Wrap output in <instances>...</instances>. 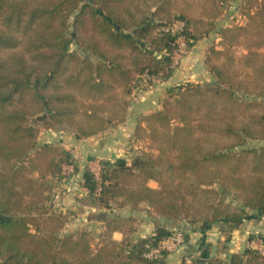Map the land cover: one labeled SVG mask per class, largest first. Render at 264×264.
Listing matches in <instances>:
<instances>
[{"label":"trees","instance_id":"16d2710c","mask_svg":"<svg viewBox=\"0 0 264 264\" xmlns=\"http://www.w3.org/2000/svg\"><path fill=\"white\" fill-rule=\"evenodd\" d=\"M230 3L0 0V264H165L168 253L145 251L174 229L159 224L136 239L132 213L110 215L96 235L89 225L59 235L76 211L45 203L56 196L51 177L75 158L41 143V127L66 123L82 138L122 124L144 76H170L180 40L192 47ZM238 10L245 20L221 27V46L207 51L214 78L170 86L162 107L138 119L135 136L148 147L130 160L100 158L98 176L83 168L93 203L134 210L146 201L167 221L217 223L219 251L250 210L264 212V0H242ZM200 249L208 256L210 243ZM206 258L264 264V250Z\"/></svg>","mask_w":264,"mask_h":264},{"label":"crops","instance_id":"0c3cea01","mask_svg":"<svg viewBox=\"0 0 264 264\" xmlns=\"http://www.w3.org/2000/svg\"><path fill=\"white\" fill-rule=\"evenodd\" d=\"M241 2L242 0H231L230 6L228 5L229 7L227 8V10L217 18L216 29L210 31L208 34H205L204 36L199 38L193 44L191 49L188 50L189 52L185 55V58L182 59L181 64L175 67L172 74L168 77H165L159 83H156L157 84L156 87L148 90L147 94L143 96L144 98H148V100L146 99L147 101L145 102V105L148 107L147 109H145L146 111H152L154 109L158 110L162 107L163 105L162 100L161 102L160 101L158 102V98L156 99L151 97L152 92H155V90L157 89H162L161 92H163V95L165 96L166 91L170 86L180 83L183 80L206 82V81H211L214 78L212 72L209 70L205 61L207 51L209 47L213 44H216L218 47L221 46L220 45L221 34L219 33V29L221 27L230 25L235 17L237 18V20H242V21L245 20V17H242L238 10V7L241 4ZM138 88L139 87L135 89L133 97H135ZM135 99H137V97ZM131 106H132V102L129 107L127 119L129 117ZM127 119L122 124L126 123ZM122 124H120L119 126L111 127L104 132L88 137L78 138L76 137L75 133H71L72 136L71 137L69 136V139L64 138L63 140H61L60 143L64 145L66 148L70 149L74 155L75 164H72L74 169L70 171L67 168V166H65L63 171V176L52 177L51 180L55 182L54 185L55 184L58 185V187L56 186L55 188H58L59 191L58 193H56L55 196L56 198L54 200L60 197L61 201L58 202L60 203V209L67 210L66 209L67 205L70 202L72 203L74 202V204L77 203L80 205L79 207L80 209L79 211H76V214H82V212H84L86 210L85 208L87 207L92 208V210L97 211V213H95L96 216L93 214L90 215L89 217H92V221L96 220L97 223L100 224L99 227L101 228L104 220L107 217H109L112 214H121L119 212L120 209L121 210L125 209V213L122 215L130 214V213L135 214L139 218V228L135 233V237L137 239L140 237L150 235L153 232L155 226L157 225V224H153L152 222H148L149 221L148 213L150 212L148 202L144 201L141 203V206H146L144 207V211L141 214L138 213L140 208L134 210L131 209L129 206H126L125 208H108L105 206H101L99 204H95L91 201H88L89 200L88 192L86 187L83 185V181H84L83 167L86 165L87 161L83 163L82 160L80 159L84 155L86 159H89L90 161H98L100 158H110L114 160L117 157L125 156L122 154L121 155L112 154L110 148L109 150H107L109 140L107 141L102 139L107 136L106 135L107 132H110L113 135V132H116V129L120 128ZM123 135L124 133L122 134L120 133L119 135L118 134L113 135L116 136L114 142L115 143L120 142ZM51 141H44V142H51ZM93 151L97 153V156L91 154V152ZM77 158H79V161ZM127 159L130 160L131 158L130 159L127 158ZM70 165L71 164H69L68 166ZM78 167L79 170H77ZM149 183L152 186H157V182L155 180H150ZM60 187L63 189L62 191L60 190ZM55 204L56 203H53V205ZM86 212L87 213H84L83 216L80 218L81 226L89 224V223H85L88 221L87 219H85L86 215L88 214L87 210ZM175 222L167 221L165 223L162 219L160 225L161 224L167 225L171 229H178V228L182 229L186 235L185 236L186 239L184 243L178 248L177 251L167 255L166 259L164 260L165 264L179 263L182 260V257L186 253L194 249H198L199 248L198 246L202 245V243L205 246V248L207 247V244L210 243L211 246L210 251H213V249L216 250L219 240L225 238V236L221 234V231L217 223H213L210 226L205 227L202 223L191 224L185 221L184 223L181 224L182 222L181 220ZM259 225L260 223H256L250 219L249 220L246 219L240 228L235 229L233 231L232 239L229 242V244H233V246H230L229 250L232 251L233 249H235L236 251H239L238 248H240V246L242 247L243 244L248 243L246 242V238L251 232L261 230L262 235L264 236V228H261ZM114 236L120 239L122 233L120 231H115Z\"/></svg>","mask_w":264,"mask_h":264},{"label":"rangeland","instance_id":"374dc122","mask_svg":"<svg viewBox=\"0 0 264 264\" xmlns=\"http://www.w3.org/2000/svg\"><path fill=\"white\" fill-rule=\"evenodd\" d=\"M182 39L180 40V43L182 45L180 44L181 47L177 51V54L175 55L176 56L175 63H177V66H179L181 64L182 59L185 58V55L189 52L188 50L191 49V47L190 48L187 47L186 43L184 41H182ZM164 78H165V76H163V75H158L156 77L144 76L142 82L139 85V88L137 89L135 97H133V99H132V106L130 108L129 117L127 119V122L122 124L120 126V128L116 129V132H113V135H117V134L119 135L120 133L121 134L124 133L121 141L115 143L114 139L116 136H113L110 132H107V134H106L107 136L102 138V139L107 140V141L109 140L107 150H109V148H110L112 154H114V155H119V154L121 155L122 154V155H125V157L130 159V158H132V156L135 153H137V152L141 151L142 149L148 147V145H147V143L149 141L148 139L137 138L135 136L136 125L138 123V119L140 118V116L142 114L152 112L155 110V109L152 111H146L145 110L148 108L145 105V102L148 100V98H144L143 96L147 94L148 90L156 87L157 86L156 83H159ZM183 81H187V80H183ZM183 81H181V82H183ZM203 82H205V81H203ZM161 91H162V89L155 90V92H152L151 97L156 98V99L158 98V102L159 101L161 102V100H162V102L164 103L165 99L167 98V91H166L165 96L163 95V92H161ZM153 93H154V95H153ZM136 97H137V99H135ZM144 111H146V112H144ZM116 126H119V125H116ZM125 132H127V133H125ZM71 133H75L74 127L67 125L66 123H56V124L52 125V127H41V134L39 137V141L42 143L44 141H51L52 140L51 143L61 144L60 141L63 140L64 138L69 139V136L70 137L72 136ZM103 134H105V133H103ZM250 144L251 145H259L260 141L259 140H251ZM74 148H76V147H74ZM91 154L97 156V153L95 151L91 152ZM83 157L80 160H82L83 163L85 161H87L86 164L92 169V167L95 165L96 161H90L89 159H86L85 155ZM79 158H80V156H79ZM79 158H77L78 161H79ZM51 182L53 184L55 183V182H53V180H51ZM56 186L58 187L57 184H55V187ZM60 190L62 191L63 189L60 187ZM58 191H59V189L55 188V193H58ZM55 198L56 197H53V199H52L53 201H50L49 203H45V204L46 205L51 204L54 208H56L57 210H60V203H58L59 201H61L60 197H58L56 200H54ZM88 201L92 202V199L90 198ZM53 203H56V204L53 205ZM79 207H80L79 204H77V203L74 204V202L73 203L70 202L67 205L66 209H67V211H69V210L79 211V209H80ZM144 207H146V206H141L138 213H140V214L143 213ZM85 209L88 211V214L85 217V219H87L88 221L85 223H89L87 225L90 226V228L93 230L94 234L96 235L101 230V227H99L100 224L97 223L96 220L92 221V217H89V216L93 215V214L96 216L95 213H97V211H94V210H92V208H88V207ZM86 210L84 212H82V214L71 213L69 216L67 225H65V227L60 230L59 235L63 236V235L68 234L70 232H74L78 227H80L81 226V219L80 218L83 216L84 213H87ZM119 212L121 214H124L125 209H122V210L120 209ZM256 214H257V212H255L254 210H250V212H249L250 217H247V219L248 220L250 219L256 223H260L259 226L261 228H264V212H261V215H259V216H256ZM148 215H149V221L148 222H152L153 224L159 225L161 223L162 219L165 223L167 222L166 220H164L163 217L157 215V213L153 212L152 210H150ZM181 221H182L181 224L185 222L184 220H181ZM178 229H174L173 233ZM224 239H221V240H224ZM252 239H257L261 242V246H260L261 248L260 249L250 245V242ZM184 241H185V233H184ZM246 242H248V243L243 244L242 247L240 246V248H238L239 249L238 252H242V251H244V249H246L248 247H254V248H257L261 251L264 250V236L262 235L261 230L251 232L247 236ZM226 246H224L223 250L219 251L218 250L219 244H217L216 250L213 249V251L209 252L208 256H204L203 251L200 249V245H199L198 249H194V250L186 253L182 257V260L190 259V261H192L195 257L198 258V257H211V256H220L223 259L227 260L229 257V252H235L236 250L235 249H233L232 251L229 250V247L233 246V244L228 243V245H226ZM220 247H221V245H220ZM178 248L176 250L166 252V253H168V255H169L172 252L177 251ZM190 261H188V262H190Z\"/></svg>","mask_w":264,"mask_h":264},{"label":"built area","instance_id":"2783aa9c","mask_svg":"<svg viewBox=\"0 0 264 264\" xmlns=\"http://www.w3.org/2000/svg\"><path fill=\"white\" fill-rule=\"evenodd\" d=\"M181 45H180V47H181ZM178 50H176L175 55L177 54ZM66 166L70 171H72L74 169L72 164L70 166H68V165H66ZM92 170L97 174V176L99 175V171H100L99 160L96 161L95 165L92 167ZM183 243H184V231L182 229H178L172 235H170L168 238L161 240L158 244L149 245L147 250L145 251V256L148 258L159 257L166 252L176 250ZM250 245L257 247L259 249L261 248L260 247L261 242L257 239H252L250 242ZM187 260L190 261V259H187Z\"/></svg>","mask_w":264,"mask_h":264},{"label":"water","instance_id":"95a60500","mask_svg":"<svg viewBox=\"0 0 264 264\" xmlns=\"http://www.w3.org/2000/svg\"><path fill=\"white\" fill-rule=\"evenodd\" d=\"M206 260H207L206 257H198V258H197V261H198L200 264H203Z\"/></svg>","mask_w":264,"mask_h":264}]
</instances>
